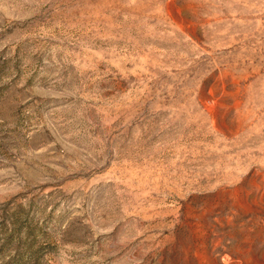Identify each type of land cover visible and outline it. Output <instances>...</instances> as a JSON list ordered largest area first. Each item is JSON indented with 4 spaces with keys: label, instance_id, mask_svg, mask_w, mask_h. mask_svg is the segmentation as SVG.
I'll return each instance as SVG.
<instances>
[{
    "label": "rangeland",
    "instance_id": "rangeland-1",
    "mask_svg": "<svg viewBox=\"0 0 264 264\" xmlns=\"http://www.w3.org/2000/svg\"><path fill=\"white\" fill-rule=\"evenodd\" d=\"M0 264H264V0H0Z\"/></svg>",
    "mask_w": 264,
    "mask_h": 264
}]
</instances>
